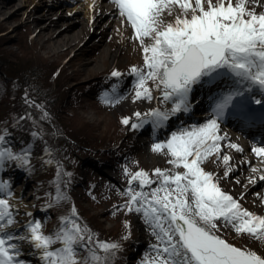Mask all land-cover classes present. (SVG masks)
<instances>
[{
	"label": "snow or ice",
	"instance_id": "1",
	"mask_svg": "<svg viewBox=\"0 0 264 264\" xmlns=\"http://www.w3.org/2000/svg\"><path fill=\"white\" fill-rule=\"evenodd\" d=\"M111 2L122 23L130 25L131 39L138 42L143 53V68L132 66L129 70L135 78L133 102L157 99L148 86L151 82L160 92L161 103L172 104L169 111L153 108L143 114L135 112L138 122L124 117L122 124L132 129L146 123L162 128L171 117L190 111L195 87L212 88L222 80L233 84L231 90L215 99L213 118L173 132L167 141L152 145L154 153L170 157L167 162L173 169L183 171L156 168L152 172L156 179H152L144 170H125L130 179L122 193L127 200L120 209L137 214L152 230L156 243L148 264H264V256L257 251L237 247L219 234L222 228L230 227L237 235L264 242V216L243 208L202 167L210 157H220L221 141L227 139L219 134L218 119L229 109L234 115H243L245 109L250 110V101L264 105V100L246 95L253 91L264 95V12L256 10L264 7V0ZM165 16H174V20L167 22ZM121 75L117 70L111 72L113 78ZM115 91L113 86L112 94L105 93L106 103L115 105L123 99L115 96ZM5 141V135H0V145ZM227 146L243 151L233 143ZM251 151L264 163V144L254 145ZM29 156L30 149L14 153L10 147H0V168L5 161L27 166ZM222 161L228 165L231 157L222 155ZM224 175L227 177L229 172ZM259 180L264 181V175ZM54 183L53 203L69 199L59 182ZM9 188L6 181H0V194L10 197ZM79 220L73 206L68 216L60 218L54 233L45 234L42 222L34 220L25 226L24 235H18L7 231L15 223L14 214L9 200L0 198V264H26L22 243L39 254L41 264H110L120 245L95 238ZM81 250L86 251V256H80Z\"/></svg>",
	"mask_w": 264,
	"mask_h": 264
},
{
	"label": "rangeland",
	"instance_id": "2",
	"mask_svg": "<svg viewBox=\"0 0 264 264\" xmlns=\"http://www.w3.org/2000/svg\"><path fill=\"white\" fill-rule=\"evenodd\" d=\"M54 1L0 0V5L6 3V7L0 8V88H2V92L1 89L0 92L3 93V96L0 97V131L11 128V126L3 125V122L11 119L14 115L18 114L21 117V114H27L26 119L31 124L40 127L43 130L41 133L46 136L44 140L38 133L34 136L32 153L35 159L40 160V157H45V151H47L53 160H57V165H61V162H64L62 160H66L65 158L60 159V156H64L66 152L72 156L75 154L72 148H67L66 144L60 142L59 137H52L54 132L48 123L51 121L60 129L63 137H66L64 136L66 135L64 129L67 128L71 139L82 140L86 138L85 147L75 144V147H78L77 152L84 154L86 158L90 157L94 160L92 156L95 155L105 162L109 159L110 152L105 154L107 151L120 148L119 153L123 155V159L120 161L115 159L114 161L119 163L116 171L125 184L130 179V176L126 175V169L131 173L144 170L149 173L152 179H156L155 176H152V172L156 168L183 171L173 169V166L167 162L170 157L152 151V145L158 140L151 146L149 143L138 144L137 148L133 147V134L138 129H132L130 125L126 126L121 123L124 117L131 118L132 122H138L133 113H146L153 106V101L136 100L133 102L134 87L127 94V98L115 105L105 102L104 95L107 91H102L103 96L99 93L85 91L87 87H91L87 84L88 81L96 79L103 73L109 74L110 78L113 70H121L129 74L132 66L143 68V53L138 42L131 39L133 32L130 25L126 21L121 23V19L116 15L107 16L100 23L101 27L100 25L96 26L89 35L84 36L80 46L69 47L64 53L61 51L58 54L45 48L43 43L48 33L41 32V35H38L39 29L45 22H50L52 28L58 30L60 28L57 27H61V23L84 21L88 18V4H79L77 0H69L65 1L66 3L61 7L50 8ZM10 4L14 7H11ZM52 14L55 15L56 22L49 19L45 21V17L52 16ZM59 15L60 18L58 19ZM61 17L64 18L61 19ZM109 19L116 21L113 26H108ZM79 25L81 26V23L76 24V26ZM76 26L73 25L71 28L75 29ZM85 42L86 45H84ZM115 49L119 55L117 59L112 61L109 53ZM2 67L12 77L7 75L9 78L4 79ZM148 86L153 88L154 96L159 93L151 82ZM53 97H57V101H53ZM18 136L22 137V135ZM46 138L53 139L50 142L52 145L48 144V148H43L47 143ZM29 142L26 141L25 145ZM136 142L139 141L136 140ZM38 143L40 145L36 146ZM60 144L62 145L61 150L65 153L60 151L58 147ZM71 155L69 158L72 165L77 166V168L80 167L82 165L80 157L76 154L78 158L76 159ZM205 163L202 165L205 171L209 172L208 168H214L213 162H211L212 165L208 162V166ZM90 168L93 170V166ZM74 171L78 172V170L71 168V174L73 172L81 184L77 183L70 187L68 193L72 199L77 200L78 204L71 198L67 199L68 201L55 204L51 196L46 197L45 191L51 188L50 184L56 185L54 182L59 181L55 169H51L42 176L40 175L41 172L33 176L35 182H30L24 193L25 187L23 188V185L18 186L21 187L20 192L22 191L18 199L26 200V208L22 210L23 212L18 209L14 211L15 223L11 231L25 227L30 222L29 219L35 218L36 210L39 207L37 203L47 200L45 206L48 210L45 220L42 221V231L45 234L54 233L59 227L60 218L68 216L73 206L82 207L83 205L85 206L84 215L92 223L94 222V226L99 230L93 226L90 228L84 218L79 217V222L82 225L86 224L95 234V238L117 244L129 240V238L135 239L137 232L134 233V231L138 230L137 228L133 230V228L136 226L137 214L120 209V206L127 200V197L122 193L129 185L127 184L125 188H119L120 190L112 189L98 180L99 174L94 170L89 174V179L86 178L85 174L82 176L75 175ZM60 180L65 182L66 175L61 174ZM60 186L63 187V185ZM155 186L153 185V187ZM15 190L16 188H14V194H17ZM11 198L13 197L11 196ZM49 205L52 206L49 207ZM250 208L254 209L255 213L264 216V200L259 203L253 201ZM29 213L31 215H28ZM22 215L23 218H21ZM126 224L130 227H126ZM100 231L104 235L99 236ZM107 234L115 236L110 239V236H105ZM219 234L224 239L227 237L226 240H230V243L237 247L255 250L264 256V242H258L247 235H237L230 227L222 228ZM125 236H128V239H124ZM28 252L23 250L25 261L30 260L26 258ZM32 252L33 255H37L35 250ZM153 255L154 253L149 256L143 254V257L148 259L146 258L140 264H148ZM80 256H86L85 252L81 250ZM31 260L38 261L34 258Z\"/></svg>",
	"mask_w": 264,
	"mask_h": 264
},
{
	"label": "bare ground",
	"instance_id": "3",
	"mask_svg": "<svg viewBox=\"0 0 264 264\" xmlns=\"http://www.w3.org/2000/svg\"><path fill=\"white\" fill-rule=\"evenodd\" d=\"M86 2H88V8H87V12H88V18L85 19L84 21H77V22H66V23H61V27H57L60 29H54L52 28V24L50 22H45L43 26H41V28L38 31V35H41V32H47L48 36H45L44 39V43L43 45L45 46L46 49H50L51 51H55V53L60 54L61 51L62 53H64L65 50H67L69 47L72 46H80L81 41H83L84 36L89 35L90 32L92 31V29H94L96 27V25H98L99 23L102 22L103 18L111 15V13L113 12L114 8H111L110 6L102 3L100 0H86ZM10 3V2H7ZM13 4V3H12ZM12 4H10L11 7ZM19 5V3H17ZM23 5V4H22ZM6 7V3H4L3 5H0V8H4ZM74 9V7H72ZM41 9V8H40ZM46 9V8H44ZM2 10V9H1ZM257 12H264V7H257ZM177 12L179 13V10H177ZM176 12V14H178ZM55 15L52 14V16H47L45 17V21L51 20L53 22H56L57 19H55L54 17ZM65 17V15H63ZM64 17H61V19H63ZM60 18V15L58 17V19ZM165 20L168 22H171L174 20V16H165ZM120 22L122 23V20H120ZM81 23V26H76V24ZM110 24L111 26L114 25V21L110 20ZM76 26L75 29L71 28ZM123 31V28L121 29ZM73 31V32H71ZM71 34V35H70ZM70 35V36H69ZM79 40V42H77ZM50 45V46H49ZM86 45V42L85 44ZM62 47V49H60ZM82 49V48H81ZM118 51L115 49L114 51H110L109 56L111 57L112 61L117 59L118 57ZM101 65V64H100ZM207 122V121H205ZM204 124V123H202ZM199 124V125H202ZM185 129V128H182ZM182 129L175 131V132H179ZM230 142V141H228ZM228 144H226L227 146ZM228 147V146H227ZM221 154L220 157L218 158L217 156H212L210 157L208 162H214V165L219 164L220 159L221 162L219 164L220 166V171L218 173H216L215 177L217 179H219L220 181H224L225 177L223 175V170L226 167V165L223 163L222 158H221ZM241 159V162L245 161L243 159V157L239 156ZM239 158L237 155H232L231 156V161L228 165H233L235 163H238ZM252 168H258L261 169V171L258 172H253ZM251 168V172L252 175L250 177H259L261 175H264V163H262L261 165H258L256 167L252 166ZM249 177V178H250ZM248 178V179H249ZM250 180V179H249ZM235 186H238L236 183L234 184ZM264 185V184H263ZM227 190L233 192L236 196L240 195L242 197V199H246V196H248L250 193H252V190L244 193L245 187H239L237 189H235L234 187L231 188L229 186H226ZM259 195L264 194V186L260 188V191L258 192ZM256 197H254L252 199V201H256V203L262 202V200L258 199V195L255 194ZM15 200L12 203V206H18L21 210L25 209L26 207V201L25 200H18V196L15 195ZM252 201H248L250 202V205H253ZM140 229H144L143 225L140 227ZM25 234V233H24ZM23 234V235H24ZM25 248H23L24 250L30 246L27 243H24ZM31 248V246H30Z\"/></svg>",
	"mask_w": 264,
	"mask_h": 264
}]
</instances>
